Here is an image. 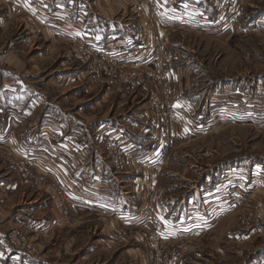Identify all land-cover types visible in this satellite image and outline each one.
<instances>
[{
	"label": "rangeland",
	"instance_id": "374dc122",
	"mask_svg": "<svg viewBox=\"0 0 264 264\" xmlns=\"http://www.w3.org/2000/svg\"><path fill=\"white\" fill-rule=\"evenodd\" d=\"M79 1L0 0V140L12 134L23 146L0 142V176L17 181V193L24 198L45 195L53 208L45 212L51 219L45 225L30 218L6 223L0 264L58 263L64 258L80 259L78 264L106 258L140 264L141 257L147 264L264 263V0H179L182 16H196L200 29L178 28L173 15L161 20L168 41L163 46L166 77L161 83L148 80L144 89L123 82L121 74H99L94 59L82 53L87 46L80 44L91 40L125 55L123 44L140 39L144 30L142 0H119L128 7L114 10L118 23L92 30L76 22ZM83 1L93 11V0ZM218 4L220 9L235 5L237 13L223 12L217 22ZM91 32L103 40L97 42ZM43 136L48 137L40 140ZM38 145L53 153L45 158L48 167L40 166ZM60 150H70L73 158L101 170L113 165L115 175L106 179L116 181L112 200L138 198L139 222L120 224L115 237L127 238L125 246L105 242L106 237L104 242L61 237L62 231L71 235L87 224L90 215L83 214L84 219L73 212L55 165L62 158ZM132 150H137L134 159ZM21 162L29 175L23 176ZM127 170L137 179L121 187L118 176L124 178ZM99 184L98 193L104 192V183ZM1 189L0 206L16 203L10 200L13 191ZM158 190L161 204L163 198L173 202L191 191L199 198L201 215L209 220L223 214L209 221L208 230L192 233L183 226L170 236L168 220L157 206ZM205 194L218 199L210 210L200 200ZM149 204L155 212L148 218ZM178 205L186 208L185 202ZM118 207L108 209L112 217L128 214ZM182 222L187 224L186 218ZM14 229L39 252L30 256L12 246ZM85 243L97 244V253H83L82 258L69 254L79 246L84 250Z\"/></svg>",
	"mask_w": 264,
	"mask_h": 264
},
{
	"label": "crops",
	"instance_id": "0c3cea01",
	"mask_svg": "<svg viewBox=\"0 0 264 264\" xmlns=\"http://www.w3.org/2000/svg\"><path fill=\"white\" fill-rule=\"evenodd\" d=\"M115 1L118 3H115ZM188 1L185 0L186 3H188ZM192 1H195V0H192ZM120 3H119V0H93L91 2V7H92V10L94 11L93 12V11H90V6L86 4V2H84L83 0L81 2L79 1L77 8L75 9L78 14L76 22L80 24L79 26L81 27L84 26L86 30L88 29L92 30L94 29V27L97 28L99 24L101 26H105L111 29L112 26L118 23L117 21L115 22V20H113V16H114L113 14L115 13L114 10L118 12L119 11L122 12V10H125L127 9L126 7H128V6L125 7L124 4H120ZM91 34L92 36L93 35L96 36L97 42H101L103 40V35L96 34V33L93 34L92 32ZM104 40L106 41L107 39H104ZM34 136L35 134L31 135L32 138H34ZM46 137L48 136H43V138H40V140L46 139ZM3 140H14L18 142L19 147L22 146L17 136L12 135V134L9 135L7 138L0 140V142H2ZM125 142H127V139L125 140ZM127 146L133 147L134 144H131V142H128ZM134 148L135 146L133 147V149ZM36 149L38 153L41 154V156L43 157L41 158V160H39L40 166L44 168L48 167L45 165V162H47L45 158H47L49 155L53 153L46 150L44 146L42 145H38ZM135 151L132 150L131 152H129L131 158L133 159L136 156L134 154ZM60 153L61 155L60 154L59 155L62 158L58 162V164H55V165H57V171L59 172V177H60L59 180L62 186L71 195V198H72L71 200L74 206L73 212L75 216H80V217H83V214L90 215L88 219L89 221L87 224L83 223L78 228H74L73 230L71 229L72 230L71 235L67 234L65 231H62L63 234L61 235V237L66 238L67 236L69 237L74 236L78 240V238L84 236V237L92 238V239L96 238L103 242H104L103 238L106 237L107 239L105 240V242H108L110 244L115 243L121 247L125 246V244L129 242L127 238L119 236L120 241H116L115 237L118 234V230H119L118 227L120 224L125 227L126 224L129 225L130 222L135 223L136 221L139 222L140 220L139 217L137 216V213L140 211V202L138 198L135 197L136 193H133L132 195L135 197V198L133 197L135 200H130V198L129 200H112L111 189L114 186L116 181L113 178H111V180L109 181H107L106 179L107 177H112L111 175H115L111 169L113 165H111L112 167L109 170H108V165L105 166L104 170L103 169L101 170L98 168V166L95 163H93V165L91 164L87 165L86 162H83V159L78 158L76 156L75 158H73L74 153L71 152L70 150L67 152L60 150ZM98 155L100 156V158L102 157L101 153H98L97 156ZM128 169L131 170L130 165H128ZM126 172L121 174L124 176V178L121 176H118V178L121 179L120 181H118L121 187L123 186L122 184H126V185L130 183L132 184V182L137 179L135 177V173L129 172L128 170ZM236 174H239V173L236 172ZM125 178L127 179L125 180ZM99 183H104V185L102 186V188L104 189V192L98 193L97 187L100 186ZM0 187L2 188L1 189L2 191H8V190H11V192L13 191L10 197V200H14L16 202V203L13 202L12 205L10 206L8 205L0 206V236H2V233L4 230L3 228L6 226V223H8V225L10 226H13L15 225V222H21L23 220L25 221L29 218L32 221L38 220L37 222L40 221V224H43V225L49 223V220H51L50 216L47 217L45 212L46 210L50 208V206H52V204L49 202L50 201L48 200L49 198H46L45 195L42 194V196H33L32 194H29L31 196L30 199L29 197L24 198L23 194L19 195L17 193V191L21 189L18 186L17 181H13L12 179H9L8 177L3 178V176H0ZM6 188L8 189L6 190ZM187 190H189V188H187ZM214 190L215 189L208 190L206 193H208L209 191H214ZM160 197H161V191L158 190L157 206L159 205L160 211L165 215V217L168 220V233L167 234L170 236L175 235V232L180 229L179 227H183V226H186L185 227L186 231H191L192 233L193 231L203 232L209 227V221H212V218L214 219L216 218L215 220H219L223 214V213H219L217 214V216L216 215L214 217L211 216L209 220L207 216L201 215L200 212L198 211L201 208L200 207L201 202L199 203L200 208L196 209L198 208L197 200H199V198L194 197L191 191H190V194L187 195V197H183V196L179 198L176 197L173 202L172 201L169 202L168 200L163 198L162 204H161ZM208 197H206V194H205L203 197L201 196L200 200H203L205 209L207 208L208 210H210L211 204H214L213 202L218 199L215 196H213V198L211 199H208ZM177 200H180L179 203H177ZM184 202L186 206L185 209H183L184 206L178 205V204L181 205ZM115 204H118L120 207V208L119 207L117 208V210H119L118 212L126 211L128 214L120 216L119 215L120 213H118L117 215H119L120 217L119 216L112 217L109 214L108 209L113 210L114 209L113 205ZM125 204H126V207H125ZM50 209H53V208H50ZM183 218H186L187 224H183L185 223V222H182ZM4 219H6V222H4ZM82 222L83 221H81V223ZM97 222L100 223L99 226ZM176 223L178 224V228H176ZM87 244L88 243H85L84 250L83 248L81 249V246L77 247L75 251L68 250L69 254L78 253V258H82L83 253L84 254L94 253V252L97 253V249L99 247L97 246V244L95 243H91L90 245H87ZM4 245L6 244L4 243L2 238H0V249L1 247H4ZM64 247L66 248L65 245ZM122 253H124V251H122ZM145 254L146 253H144L142 256H144ZM141 258H143L144 260H142L140 264H147L145 258L144 257H141ZM77 262L80 263V259H78ZM77 262H74L71 260L68 261V259L64 258L63 261H60L58 263H55L52 261H43V263L39 262V263H33V264H78ZM122 262L123 261L121 262L110 261L108 258H106L103 261L95 260L93 262H88V263H83V264H132L130 262L129 263H125V262L122 263ZM24 264H27V263H24ZM29 264H32V263L30 262ZM172 264H181V262L173 260Z\"/></svg>",
	"mask_w": 264,
	"mask_h": 264
},
{
	"label": "built area",
	"instance_id": "2783aa9c",
	"mask_svg": "<svg viewBox=\"0 0 264 264\" xmlns=\"http://www.w3.org/2000/svg\"><path fill=\"white\" fill-rule=\"evenodd\" d=\"M142 2L146 7L147 15V19L145 22L143 21L144 30L140 39L123 44L122 52H124L125 55H116L111 45V47L108 46L107 49H103L102 46L99 45H93L91 40H85L84 42L80 41V44L87 46L82 53L86 54L85 56H87V59H94V64L97 65L99 74L104 76L121 74L123 82L129 83L131 87H141L144 89L146 87L145 83L148 80L161 83L166 77L164 72V60L168 59V57L165 56L163 46L168 41L166 39V30H164L166 28H162L161 20L173 15L176 21L179 20V24L177 25L178 28L200 29V27L198 20H194L196 16H182L184 10L181 8L182 5L179 0H142ZM217 7V22L221 20L220 14L223 12L237 13L235 5H224L220 9L218 4ZM182 18H185L187 21H183ZM188 18L190 20H188ZM199 19H201V17H199ZM74 41L78 43L77 39ZM111 44L114 45V43ZM127 52L128 54H126ZM152 102L154 105H157L159 101L156 97L153 98ZM160 105L161 107L164 106L163 103ZM24 164L25 162H21L18 166L21 170H24L23 176H26L29 175V172ZM149 197L150 200H154L155 194L151 193ZM224 199H229V196H225ZM145 210L148 218L149 214L153 215L155 212L153 204H149ZM160 230L161 226L157 231ZM35 231L36 230H33V232ZM20 233L18 229L11 231L9 235L10 244L23 250L25 252L24 254L30 256L37 254L40 248L31 244L29 240H23ZM261 264L264 263L261 262Z\"/></svg>",
	"mask_w": 264,
	"mask_h": 264
}]
</instances>
